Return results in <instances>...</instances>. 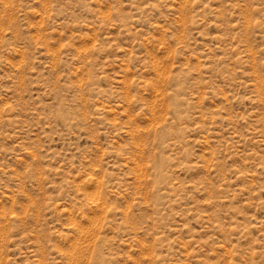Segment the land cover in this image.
Returning <instances> with one entry per match:
<instances>
[{"label": "rangeland", "instance_id": "obj_1", "mask_svg": "<svg viewBox=\"0 0 264 264\" xmlns=\"http://www.w3.org/2000/svg\"><path fill=\"white\" fill-rule=\"evenodd\" d=\"M0 264H264V0H0Z\"/></svg>", "mask_w": 264, "mask_h": 264}]
</instances>
